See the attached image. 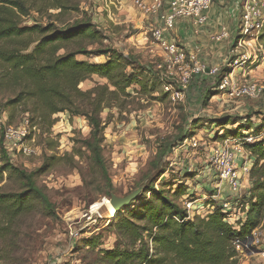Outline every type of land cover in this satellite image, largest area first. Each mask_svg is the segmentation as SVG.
I'll return each mask as SVG.
<instances>
[{
  "label": "rangeland",
  "instance_id": "1",
  "mask_svg": "<svg viewBox=\"0 0 264 264\" xmlns=\"http://www.w3.org/2000/svg\"><path fill=\"white\" fill-rule=\"evenodd\" d=\"M23 1L26 15L20 24L24 27L50 25L51 29L45 35L64 32L81 24L89 27L74 32L73 38L63 42L58 56L66 52L79 53L75 57L77 61L95 65L118 60L126 66L128 75L140 78L145 89L130 87L125 96L112 98L110 106L100 113L103 129L100 155L104 171L100 165H94L91 153L85 148L84 142L90 138L91 128L84 117L65 112L54 115L52 124L32 120L23 112L22 106H1L5 99L13 98V93L0 92V170L8 167L2 172L0 192L16 193L22 189L23 183L12 168L34 172L37 188L51 204L47 210L40 200H35L32 212L8 223L0 235V264H98L100 252L111 251L116 246L113 219L127 210L135 208L138 217L134 221L142 225L145 207L150 202L160 209H167L168 204H172L184 211L188 201L199 200V207L203 208L201 216L205 219L214 211L213 207L218 209L222 201L231 199L227 188L218 184L208 154L218 146H228L232 150L241 148L242 152L236 151L237 163L241 166V162L247 160L253 166L254 159L246 149L250 144L238 141L244 136L239 130L253 128V131L260 132L264 126L254 129L255 123L249 119L243 121L227 115L200 114L205 100L200 98L201 92L212 93V86L215 87L226 73L239 65L244 55L234 52L233 46L226 48L222 62L213 66L218 68V74L203 82L192 80L184 100L173 102L163 90V85L171 82L164 69L159 68L163 52L155 44L151 31L139 26L140 18L147 20V16L131 7L125 13L127 18H118L131 21L113 24L107 19L104 8L98 10L100 5L105 7V2L113 7L106 0H95L96 3L93 0H71L69 9L61 12L50 6V0ZM117 13H113L115 18ZM146 37L148 43L154 44L153 52L145 42ZM35 46L31 45L28 53ZM259 61L261 63V58ZM97 85H107L109 91L114 90L98 76L85 80L79 88L85 92ZM194 87H199L198 95L190 93ZM236 123L239 125L233 126ZM9 127L26 130L25 146L33 153L10 154L4 149V131ZM181 136L184 141L166 157L158 159ZM191 139L194 140L191 142ZM51 157L54 158L52 162ZM247 185L248 182L245 189L250 191L251 181ZM178 188L184 193L182 197L173 196ZM147 189L154 192L147 193ZM134 191H140L137 199L119 211L109 200L112 196L122 198ZM218 191L223 198L218 199ZM251 203L243 196L236 209L241 213L244 208L249 209ZM262 204L259 213L256 209L248 216V225L257 223L250 232L251 241L257 240L256 245L264 244V202ZM203 218L196 214L190 222L199 223ZM95 238L98 239L97 248H89L88 243ZM147 238L145 234L149 254L154 256L152 241ZM124 248L125 245L121 246L122 250ZM237 258L238 264H261L254 255H237Z\"/></svg>",
  "mask_w": 264,
  "mask_h": 264
},
{
  "label": "trees",
  "instance_id": "2",
  "mask_svg": "<svg viewBox=\"0 0 264 264\" xmlns=\"http://www.w3.org/2000/svg\"><path fill=\"white\" fill-rule=\"evenodd\" d=\"M70 1L49 2L52 8L61 12L69 9ZM25 15L23 0H0V92L13 93V98L5 99L1 106H22L23 112L32 120L48 121L49 124L58 113L84 117L91 128V136L84 142L85 148L91 153L94 165H100L104 171L100 155L103 131L100 113L110 106L112 98L125 96L132 86H138L143 91L144 85L138 76L128 75L126 66L118 60L95 65L77 61L75 57L79 53L57 55L63 49V42L73 38L74 32L89 28L87 25L45 35L51 26L24 27L20 20ZM259 39H264V29ZM33 44L36 45L34 50L28 53ZM92 76L105 79L114 90L109 91L107 85H97L91 90L81 91L79 85ZM183 141V136L178 137L177 143L169 146L168 151L158 159L166 157ZM246 149L254 159L249 176L252 186L248 200L252 203L247 220L238 229L225 223V215L220 207L199 223L189 220L180 224L174 218L184 219L185 211L172 204H168L167 209H160L150 202L145 207L142 225L134 221L138 217L135 208L113 219L117 243L113 250L100 252L98 264H238L233 242L236 239L243 242L250 237L257 223L248 225V216L256 209L259 213V207H263L264 202V141L247 145ZM50 160L52 162L54 158ZM6 169L8 167L0 170V184L3 182L2 172ZM12 169L23 187L16 193L0 192V235L14 218L32 212L35 207L33 201L40 200L47 210L51 208L48 198L35 184V173ZM146 192L154 190L147 189ZM183 195L179 188L173 193L175 197ZM145 234L152 241L156 252L154 256L149 254ZM97 240L92 239L88 243L89 248H97ZM123 245L125 248L122 250Z\"/></svg>",
  "mask_w": 264,
  "mask_h": 264
},
{
  "label": "built area",
  "instance_id": "3",
  "mask_svg": "<svg viewBox=\"0 0 264 264\" xmlns=\"http://www.w3.org/2000/svg\"><path fill=\"white\" fill-rule=\"evenodd\" d=\"M106 1L113 5L111 0ZM132 4L134 9L141 15L155 17L160 23V25L152 28L151 36L155 44L163 52L162 64L159 65V68H163L165 76L171 80V82L163 85L164 93L171 101L182 102L192 80L197 76H216L218 74V68L207 67L197 59L196 54L186 53L171 36L176 24L183 22L187 23L193 33L197 35L200 28L208 23L206 12L212 6L213 0H132ZM263 29L264 0H240L239 16L236 21L237 38L233 51L242 49L249 40H258ZM227 38V31L220 29L219 32L210 37V40L211 42L219 43ZM261 63L264 65V54L261 57ZM230 74H225L221 78L218 87V90L224 92L228 99L254 100L259 98L264 91L263 86L254 82L235 83ZM242 134L244 136L238 139L239 142L253 145L264 141V127L260 132L252 130ZM27 138L25 129L15 130L9 127L4 131V149L10 154L14 152L31 154L33 153L32 150L25 146ZM192 141L193 139H191ZM236 151L242 152V149L232 150L228 146H218L211 150L208 157L209 163L217 175L218 184L226 187L230 194L231 199L222 201L220 206L222 213L225 215L224 221L238 229L242 222L244 223L247 220L249 211L248 207H246L244 208L245 211L240 213L236 208L241 197L244 196L248 199L250 197L249 189L246 191L245 188L247 182L249 185L252 164L251 161L246 160L241 162V166H239ZM218 193V199L223 198L220 191ZM199 206V200L188 201L183 209L186 217L182 220L174 219L181 224L184 221L191 220L196 214L203 218L201 216L203 208ZM212 210H214V207ZM237 216L239 217L237 218ZM256 244L257 240L251 241V238L247 237L243 242L236 239L233 242V248L239 257L254 255L264 263V244Z\"/></svg>",
  "mask_w": 264,
  "mask_h": 264
},
{
  "label": "crops",
  "instance_id": "4",
  "mask_svg": "<svg viewBox=\"0 0 264 264\" xmlns=\"http://www.w3.org/2000/svg\"><path fill=\"white\" fill-rule=\"evenodd\" d=\"M103 0H101L102 2ZM105 1V0H104ZM111 6L105 2V7L99 6L98 10L103 9L107 12V19L113 24H124L125 22L131 21L130 19L119 20V17L127 18L125 14L129 8H133L132 0H112ZM239 2L240 0H213L212 6L206 12L208 23L201 27L199 34L195 35L191 27L187 23H178L173 29V39L185 49L187 53L196 54L197 59L205 64L207 67L209 64L217 65L216 63L222 62L223 56L225 55V50L228 47L233 46L236 43L237 31H236V21L239 16ZM93 3H96L93 0ZM113 9L110 11V9ZM95 9V8H94ZM116 14V18L113 13ZM137 14V13H136ZM138 15V14H137ZM102 17V15L100 16ZM137 17V16H136ZM151 19V20H149ZM119 20V21H118ZM139 21V26L144 27L145 30L151 31L153 27L160 25L155 17H148L147 20ZM145 22V23H143ZM220 29H225L228 33V38L219 43L211 42L210 37ZM145 42L148 43V38H145ZM152 43V44H151ZM153 42L149 41L148 48L150 52H153ZM157 47V46H156ZM237 51V52H236ZM237 54L244 55L242 62L239 65L235 66L226 74H230V77L235 83H241L242 81L254 82L264 87V65L260 63L259 59L264 54V39L258 40H249L245 43L242 50H236ZM242 58V57H241ZM103 59V58H102ZM105 61V59H103ZM248 62V63H247ZM210 78H213L209 75L197 76L194 81L203 82ZM220 81L217 82V85L212 86L210 94H205L201 92V101L204 97L203 109H201L200 114L208 113L209 115L214 116H225L240 118L243 121L249 119V121L254 122V129H259V125H264V91L259 98L243 99V100H230L227 98L226 94L218 90ZM196 88V87H194ZM192 89L190 93L194 94L199 90V87ZM203 90V88L201 89ZM217 92V93H213ZM212 99V100H211ZM198 101V98L197 100ZM212 104V109L210 110ZM213 110V111H212ZM215 124H213L214 126ZM239 123L234 124L233 126H238ZM191 127V125H190ZM252 131L253 128L248 129ZM241 128L242 133L248 131ZM194 140V139H193ZM209 155V154H208ZM255 260V259H254ZM259 263L263 264L259 259Z\"/></svg>",
  "mask_w": 264,
  "mask_h": 264
},
{
  "label": "water",
  "instance_id": "5",
  "mask_svg": "<svg viewBox=\"0 0 264 264\" xmlns=\"http://www.w3.org/2000/svg\"><path fill=\"white\" fill-rule=\"evenodd\" d=\"M139 194H140V191H134L131 194L126 195L125 197H122V198L112 196L109 200L111 204L113 205V207L119 211L122 208L130 205L133 201H135L137 197L139 196Z\"/></svg>",
  "mask_w": 264,
  "mask_h": 264
}]
</instances>
